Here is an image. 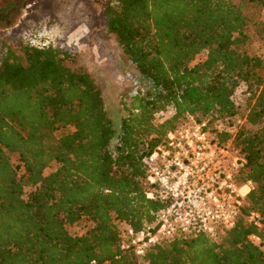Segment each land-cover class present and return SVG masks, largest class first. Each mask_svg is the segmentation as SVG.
<instances>
[{
  "label": "trees",
  "instance_id": "obj_1",
  "mask_svg": "<svg viewBox=\"0 0 264 264\" xmlns=\"http://www.w3.org/2000/svg\"><path fill=\"white\" fill-rule=\"evenodd\" d=\"M250 9L264 0H105L107 32L149 84L118 129L91 74L66 64L71 51L0 49V264H264V55L247 47L254 31L264 39V20ZM239 89L252 100L243 115ZM190 118L246 157L255 190L244 211L262 226L239 218L217 238L197 233L143 256L121 253L119 223L139 229L161 208L145 195L148 149ZM73 224L85 231L71 234Z\"/></svg>",
  "mask_w": 264,
  "mask_h": 264
},
{
  "label": "built area",
  "instance_id": "obj_2",
  "mask_svg": "<svg viewBox=\"0 0 264 264\" xmlns=\"http://www.w3.org/2000/svg\"><path fill=\"white\" fill-rule=\"evenodd\" d=\"M139 83L134 81L133 95L143 90ZM236 130L235 124L231 134ZM144 163L149 186L145 195L158 201L161 208L151 223L139 229L119 223L121 253L143 256L159 243L197 233L217 238L233 228L239 218L262 226L256 211H244L247 197L255 190L254 181L245 175L246 157L232 138H217L206 120L190 118L169 131L162 142L148 149ZM248 238L261 244L257 234ZM91 264L98 263L92 260Z\"/></svg>",
  "mask_w": 264,
  "mask_h": 264
},
{
  "label": "rangeland",
  "instance_id": "obj_3",
  "mask_svg": "<svg viewBox=\"0 0 264 264\" xmlns=\"http://www.w3.org/2000/svg\"><path fill=\"white\" fill-rule=\"evenodd\" d=\"M16 1L0 0V7H7L10 11ZM104 6L105 0H23L14 13L9 14L7 21L0 22V49L6 46L17 49L22 42H29L71 51L72 59L66 64L72 68L83 67L91 74L103 91L109 115L118 129L121 117L131 105L134 81H140L143 89L149 84L124 55L114 35L107 32ZM249 12L253 18L264 20V9H250ZM247 47L264 55V39L255 31ZM204 58L205 52L192 64ZM241 89L235 92L233 99L243 115L252 100ZM10 159L21 172L18 156L10 155ZM56 167L53 163L47 171ZM68 230L73 235H80L85 227L73 224L68 225Z\"/></svg>",
  "mask_w": 264,
  "mask_h": 264
},
{
  "label": "flooded vegetation",
  "instance_id": "obj_4",
  "mask_svg": "<svg viewBox=\"0 0 264 264\" xmlns=\"http://www.w3.org/2000/svg\"><path fill=\"white\" fill-rule=\"evenodd\" d=\"M22 1H23V0H17L16 3H15V7L11 8L10 11H9L8 13H7V11H6L5 14H8V16H9V14L14 13V11L16 10V8H17L19 2H22ZM1 18H2V15L0 16V21H2Z\"/></svg>",
  "mask_w": 264,
  "mask_h": 264
}]
</instances>
